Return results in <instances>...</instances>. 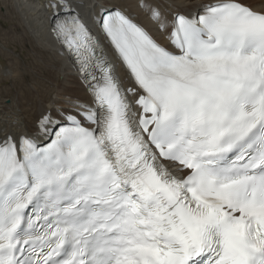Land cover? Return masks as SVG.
Masks as SVG:
<instances>
[{
  "label": "snow or ice",
  "instance_id": "1",
  "mask_svg": "<svg viewBox=\"0 0 264 264\" xmlns=\"http://www.w3.org/2000/svg\"><path fill=\"white\" fill-rule=\"evenodd\" d=\"M84 7L44 5L90 100L0 133V264H264V0H136L167 45Z\"/></svg>",
  "mask_w": 264,
  "mask_h": 264
},
{
  "label": "bare ground",
  "instance_id": "2",
  "mask_svg": "<svg viewBox=\"0 0 264 264\" xmlns=\"http://www.w3.org/2000/svg\"><path fill=\"white\" fill-rule=\"evenodd\" d=\"M8 2L12 12L19 18L20 28L24 30L22 37L31 39L34 51L42 59L43 66L33 70L32 75L28 73L16 74L10 71L11 77L20 84H23L27 78H31L32 82L30 87L26 88L24 85L25 87L16 92L12 98L15 105L13 101L9 105L4 102L0 104V133L15 130L16 124H22L31 131L36 119L42 112L61 106L67 97H79L81 100H88L78 76L73 73L71 58L62 54L59 45L56 44L48 31L47 17L49 12L44 8L47 0H9ZM103 2L124 7L130 15L146 26L160 41H164L156 27L148 19L147 14L136 7V0H103ZM160 2L165 3L166 0H160ZM175 2L194 4L200 3L202 0H175ZM82 3L85 7L81 8L80 11L84 14L88 11L87 5L92 4L93 0H82ZM22 43H25L24 40ZM44 67L46 68L42 70ZM118 71L120 75L125 74L122 67ZM7 73L9 72L7 71Z\"/></svg>",
  "mask_w": 264,
  "mask_h": 264
},
{
  "label": "rangeland",
  "instance_id": "3",
  "mask_svg": "<svg viewBox=\"0 0 264 264\" xmlns=\"http://www.w3.org/2000/svg\"><path fill=\"white\" fill-rule=\"evenodd\" d=\"M8 1L0 0V104L4 102L6 105L12 104V98L18 90L25 86L30 87L32 82L31 78H27L23 84H20L11 77L10 71L32 75L33 70L43 66L42 59L34 51L31 39L22 37L24 30L20 28L19 18L12 12ZM15 27L17 30H12ZM23 40L25 43H22ZM13 103L15 105V101Z\"/></svg>",
  "mask_w": 264,
  "mask_h": 264
}]
</instances>
